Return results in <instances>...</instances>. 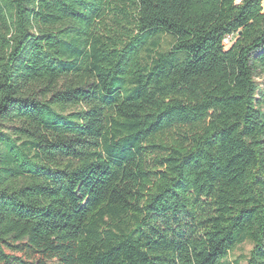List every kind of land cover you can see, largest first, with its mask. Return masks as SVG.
Wrapping results in <instances>:
<instances>
[{"label": "trees", "instance_id": "16d2710c", "mask_svg": "<svg viewBox=\"0 0 264 264\" xmlns=\"http://www.w3.org/2000/svg\"><path fill=\"white\" fill-rule=\"evenodd\" d=\"M263 2L0 0V264H264Z\"/></svg>", "mask_w": 264, "mask_h": 264}, {"label": "rangeland", "instance_id": "374dc122", "mask_svg": "<svg viewBox=\"0 0 264 264\" xmlns=\"http://www.w3.org/2000/svg\"><path fill=\"white\" fill-rule=\"evenodd\" d=\"M264 8V2H263ZM251 249L249 244H244L238 247L234 252L229 255V259L234 262L237 261L239 264H246V258L248 257V253ZM47 264H58L56 260L47 261Z\"/></svg>", "mask_w": 264, "mask_h": 264}, {"label": "built area", "instance_id": "2783aa9c", "mask_svg": "<svg viewBox=\"0 0 264 264\" xmlns=\"http://www.w3.org/2000/svg\"><path fill=\"white\" fill-rule=\"evenodd\" d=\"M232 40H233V38L230 37V36L225 37V38L223 39V45H224L225 47L229 46V45L231 44Z\"/></svg>", "mask_w": 264, "mask_h": 264}]
</instances>
